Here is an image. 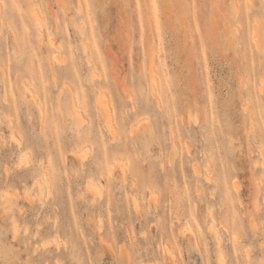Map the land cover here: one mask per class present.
<instances>
[{
	"label": "rangeland",
	"instance_id": "obj_1",
	"mask_svg": "<svg viewBox=\"0 0 264 264\" xmlns=\"http://www.w3.org/2000/svg\"><path fill=\"white\" fill-rule=\"evenodd\" d=\"M221 262L264 264V0H0V264Z\"/></svg>",
	"mask_w": 264,
	"mask_h": 264
},
{
	"label": "bare ground",
	"instance_id": "obj_2",
	"mask_svg": "<svg viewBox=\"0 0 264 264\" xmlns=\"http://www.w3.org/2000/svg\"><path fill=\"white\" fill-rule=\"evenodd\" d=\"M252 1H253V0H252ZM249 2H250V1H249ZM101 101H103V100H101ZM101 101H99V100L97 101L98 106H99V107H106V106L103 104L104 101H103V102H101ZM74 103H75V102H74ZM106 105H107V104H106ZM105 109H106V108H105ZM106 110H107V109H106ZM108 110H109V107H108ZM109 111H110V110H109ZM110 112H111V111H110ZM111 114H112V113H111ZM111 114H110V115H111ZM110 115H109V116H110ZM112 115H113V114H112ZM112 115H111V116H112ZM109 118H110V117H109ZM111 118H112V117H111ZM112 119H113V118H112ZM110 120H111V119H110ZM112 121H113V120H111V122H112ZM107 125H108V128L111 130L113 124L111 125V123L108 121ZM113 129H114V128H113ZM78 153H79V152H78ZM79 155H80V154H79ZM114 163H115V162H114ZM117 163L120 164L119 162H117ZM115 165H116V164H115ZM115 165H114V167H115ZM123 165H124V164H123ZM123 165L121 164V167H123ZM118 166H120V165H118ZM114 167H113V168H114ZM115 169H116V167H115ZM123 169H124V167H123ZM113 170H114V169L111 168V172H113ZM94 184H95V183H94ZM91 187H92V186H91ZM92 189H93V188H92ZM97 190H98V189H97ZM137 203H138V202H136V200H135V206L138 205ZM213 228H214V227H213ZM210 230H211V228H210ZM212 230H214V232L212 231V233H213V235H214V238L218 241L217 244L219 245V243H220L219 240H220V239H219V237H218L217 234H216L217 231H215V229H212ZM167 254H169V255H173V251H172V249H171L169 246H167ZM221 264H222V262H221Z\"/></svg>",
	"mask_w": 264,
	"mask_h": 264
}]
</instances>
